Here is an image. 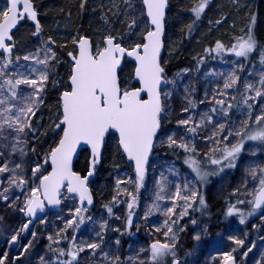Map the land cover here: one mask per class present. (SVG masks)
<instances>
[{
  "label": "rangeland",
  "instance_id": "1",
  "mask_svg": "<svg viewBox=\"0 0 264 264\" xmlns=\"http://www.w3.org/2000/svg\"><path fill=\"white\" fill-rule=\"evenodd\" d=\"M6 9L7 4L0 1V11ZM48 49L51 48L37 49L27 56L43 59ZM51 53H54L52 49ZM51 53L48 54L51 56ZM217 54L200 64L190 63L164 76L166 81L172 83H162L164 113L154 152L146 170V178L139 191H137L136 176L133 170L132 173L127 170L115 172L109 198L106 197V201L99 199L100 202L93 209L80 208L77 197L65 191L61 196L59 208L36 220L25 236L22 235L23 232H20L25 224L24 212L20 209L24 207L32 188L39 185L37 177L42 174L38 173L37 177L33 176L32 170L37 166V162L30 155L33 137L27 129V135L21 136V140L25 141L20 145L25 149L24 155H21L19 151L12 152V145L16 143L13 137L16 133L5 129L3 137H0V166L5 162H8L9 168L20 164L22 167L16 170V174L23 177L27 183L21 188L10 187L7 180L12 173L0 174V192L9 188V191L5 193L8 199L0 198V257L6 256L4 264H60V261L71 259L67 255L70 248L75 250V248L92 243L98 244L99 247L94 251L85 247L84 251L78 253L77 260L72 261V264H141V261L144 264H151L149 246L154 240L164 242L166 239L163 235L166 228H162L160 232H156L155 229L161 227L169 218L164 213L168 207L172 206L170 199L160 201L155 199L159 190L158 182L164 185L165 196L175 192L176 184L183 185L186 181L193 182L192 187L197 191L199 187L189 176L190 174L182 173L172 160L163 155L164 152L169 153L171 150L184 151L182 148L169 147L168 137L173 136L178 143L183 138L184 143H189L195 148V153L202 155V164L205 169L215 168L208 164L205 154L216 145L207 137L217 131V125L221 123L225 125V131L218 133L217 138L227 136L228 130H239L241 122L249 119V109L244 103V98L255 96V91L246 92L245 84L251 83L256 87H262L259 83L260 75L264 72L261 56L255 57L254 51L248 55L247 59L234 58L232 55L217 57ZM16 58H7L10 63L9 67L4 69L6 73H16L18 66H22L20 72L25 75H29L33 67L47 71L44 65H37L32 59L25 61L23 57L19 60ZM2 61L3 57H0V68L3 67ZM230 74L238 77L237 84L232 88L224 89V81ZM38 77L39 72L31 74V78L38 79ZM2 79L0 78V83ZM125 79L128 81L127 76ZM18 91L26 95L33 89L21 85ZM165 92L170 95L164 97ZM7 94L5 89L4 95ZM217 100L224 101V108H227L229 104L234 105L228 109L227 116L219 110L221 106L216 103ZM247 103L252 105V117L249 119V124L254 127L255 116L259 115L261 109L264 108V97L249 99ZM213 108L217 111L213 112ZM205 114L212 116L211 124L207 123ZM189 117H191L189 125L179 123V121L188 120ZM202 118L205 119V123L196 129L195 134L187 130L189 127H196ZM237 139L238 137L232 135L218 146L223 147L225 144L231 146L237 142ZM253 167L257 170L264 167V144L258 141H245L236 167L225 168L223 172L215 175L205 184L207 194L213 203L221 200L235 202L230 205L225 203L226 217L216 221L217 225H223V230L213 232L212 235L209 231H204L201 226L192 223L190 209H188V215L180 219L178 224L173 225L177 233L175 258L181 264H224L228 254L236 260L237 264H264V209L248 215L252 212L251 204L248 202L253 199V194L259 184V179H254L249 174ZM259 175L257 171V177ZM200 186L204 190V185ZM132 196H136V201L134 207L129 209L128 204L132 201ZM238 201H243V203H238ZM154 204H159V209H156ZM232 205H235L239 213L244 215L243 224L240 223L239 214L231 216L226 214ZM150 207L152 211L149 213ZM77 208L82 209L79 214H76ZM109 208L112 210L111 213L108 211ZM129 212H131V223H129ZM178 212L179 209H177ZM81 217H83V223H79L77 227L76 223ZM69 220H74V223L64 230ZM101 225H104L103 229ZM67 233L71 235L68 244L63 239ZM17 234L15 245L9 243L11 237ZM197 235L200 237L199 240L194 239ZM49 237H52V240H49ZM236 240L243 241V243L237 244ZM186 244L188 245L187 251ZM61 249L67 258L65 255L60 256L59 250ZM172 260L171 255L165 256L162 264H172Z\"/></svg>",
  "mask_w": 264,
  "mask_h": 264
},
{
  "label": "snow or ice",
  "instance_id": "2",
  "mask_svg": "<svg viewBox=\"0 0 264 264\" xmlns=\"http://www.w3.org/2000/svg\"><path fill=\"white\" fill-rule=\"evenodd\" d=\"M128 2L129 0H125L126 4ZM8 3L7 9L0 11V50L5 54L2 61L3 67L0 68V78H3L2 83H0V137H3L5 129L12 130V132L16 133L13 137L16 143L12 145V152L19 151L21 155H24L25 149L20 147V145L24 144L25 141L21 140V136L27 135V132L36 131L32 127L31 120L42 103V91L49 76L46 70L35 67L30 69L29 75L20 72V67L22 66H18L16 73L13 74H8L4 71V69L9 67L10 61L7 57L12 50V46L7 41L12 40V29L17 26L19 21L27 18L36 22V32L33 35L41 31V25L37 20V12L31 0H8ZM208 3L209 0H199L191 9L196 19L200 18ZM143 4L147 10L150 24L154 27L147 31L144 36V42L137 44L131 50L121 47V44L116 42V38L112 36L106 37L104 46L102 48L98 46L95 53L91 51L88 39L81 37L78 41H73V43L78 44L79 50L78 54L69 53L73 60L69 78L71 90H66L61 95L59 123L55 125L57 129L62 128L63 134L57 146L51 150L45 161L50 160L52 171L47 175L37 177L42 165L37 164L32 170L33 176L39 178L40 183L37 187L32 188L30 196L25 200L24 207L20 209L26 216H34L37 210H43V200H46L49 204H59L60 201L56 197L61 186L65 185V183L69 193L79 194L81 201L87 200L89 204L92 202L86 181L88 177L93 175V169L100 159L105 134L110 129H114L119 133L120 148L130 160L135 161L136 187L137 191H139L144 179L145 164L153 147V139L161 127L162 114L164 113L160 90L161 84L162 82L172 83L165 80L164 68L159 61L162 47L161 35L164 31V10L167 0H143ZM20 5H22V10L18 8ZM83 6V3H81V8ZM255 23L256 17L253 15L248 25L246 37H237V43L232 48L227 49V51L233 52L237 57L247 59L248 55L258 47V42L253 32ZM134 25L135 20L132 21L129 27L131 28ZM191 27V24L188 25L189 29ZM214 51H225L224 45L218 41ZM48 53H51V49L47 50L43 59L33 56H25L23 59L25 61L32 59L35 64L44 65L46 69L48 60L55 56L54 53H51V56ZM125 53L127 56L135 58V78L139 81L140 87L134 90L125 89L122 91L117 81V68L121 63V57ZM16 59L19 60L20 57ZM261 63L264 64V50H262L261 54ZM36 72H39L38 79L31 78V74ZM237 80L238 77L236 75L230 74L224 81V89L234 87L237 84ZM259 83L262 87H256L251 83L245 84L246 92L255 91L254 97L246 96L244 98V103L249 109V119L252 117V105L248 104L247 101L249 99L255 100L256 97H264V72L260 75ZM21 85L31 87L33 91L26 95L21 94L18 91ZM53 86H55V81ZM5 89L7 90V95H4ZM142 93L147 94V99L142 97ZM220 94L224 95V93ZM169 95L170 93L168 92L163 93L164 97ZM189 103L191 104V101ZM216 103L221 106L219 110L225 116L228 115V109L234 107V105L229 104L227 108H224L223 100H217ZM212 111L216 112L217 109L213 108ZM205 117L207 123L211 124L213 122L211 115L205 114ZM249 119L241 122L239 130H228L227 136L219 138H217L218 133L225 131V125L223 123L218 124L217 131L207 137V139L213 140L216 145L205 154L208 164L215 166V168L207 170L202 162L195 158V155L186 156L184 162L194 173L196 182L204 185L208 182L210 176L219 175L225 168H235L245 141H258L264 144V108L261 109L259 115L255 116L254 127L249 124ZM190 122L191 117L188 120L179 121L182 125H189ZM204 123L205 119L202 118L196 127H189L187 130L195 134L196 129ZM232 135L238 137L235 144H231V146L225 144L223 147L218 146ZM81 143L90 146L92 154L90 169L87 176L84 177L73 172L71 167L72 155ZM168 145L169 147L182 148L186 153L196 152L195 148L191 147L189 143L183 142V138L178 143L173 136H169ZM21 167L20 164H16L14 168H9L8 162L0 166V174L12 173L7 180L10 187L21 188L27 183L23 177L16 174V170L21 169ZM257 171L260 173L259 177H257ZM249 174L254 179H259L253 199L248 202L252 205V212H249L248 215H252L256 209L264 206V167L258 170L253 167L250 169ZM192 183L191 181H186L183 185L176 184L175 192L165 196L166 189L163 184L158 182L159 190L155 199L157 201L170 199L172 206L168 207L164 213L169 218L164 221L161 227L155 229L156 232H160L162 228H166L167 230L163 232L166 239L164 242L154 240L149 246L151 264H162L163 258L168 255L173 257L172 264H181L175 258L174 248L177 233L174 231L173 225L178 224L180 219L188 215V209L192 208L197 200L201 208L207 207L204 196L192 187ZM8 191L9 188H5L3 192H0V198L7 200L8 196L5 193ZM41 192L43 193V200L40 196ZM128 194L132 195L131 193ZM135 201L136 196H132V201L128 204L129 209L134 207ZM179 201L183 203H178ZM238 203H243V201H238ZM154 207L159 209V204H154ZM177 209H179L178 213ZM81 211L82 209L77 208L76 214ZM108 211L111 213V208ZM151 211L152 208L150 207L148 212L150 213ZM226 214L229 216L239 214L240 223L243 224L245 221L244 215L239 213V209L235 205L230 206ZM30 223L31 221L25 223L20 232L27 230ZM73 223L74 220H69L64 230H67V227L73 225ZM79 223H83V217L76 223L77 227ZM129 223H131V212H129ZM192 223L195 224L196 221L193 220ZM103 227L104 225H101L102 229ZM18 234L13 235L9 243L16 242ZM33 236H35V233H33ZM194 239L199 240V235L195 236ZM49 240H52V237H49ZM235 242L237 244L243 243L240 240ZM85 247L94 251L99 245L92 243L75 248V250L70 248L67 255L71 259L69 261H60V264H72V261L77 260L78 253L84 251ZM25 251H27V248H25ZM59 254L60 256L65 255L62 249L59 250ZM5 258L6 256L0 257V264H4ZM231 259V255L228 254L226 261ZM141 264H144V262L141 261Z\"/></svg>",
  "mask_w": 264,
  "mask_h": 264
},
{
  "label": "trees",
  "instance_id": "3",
  "mask_svg": "<svg viewBox=\"0 0 264 264\" xmlns=\"http://www.w3.org/2000/svg\"><path fill=\"white\" fill-rule=\"evenodd\" d=\"M7 4V0H0ZM38 14L41 31L36 35V26L27 18L19 22L13 32V52L7 58L24 57L37 49L51 48L54 58L48 60L47 73L49 76L43 90L42 103L39 105L31 124L36 130L29 132L33 137L31 157L42 165L40 174L47 172L46 159L51 150L60 139L62 128L57 129L61 110L60 95L69 89V76L71 65L67 55L75 52L76 43L81 36H88L94 49L104 46V39L108 36L116 38L126 48H133L143 43L144 34L150 29L140 0H31ZM199 0H168V9L165 20L164 50L161 66L165 74L180 69L190 63H202L215 56L216 44L219 41L224 45L225 51L216 56L227 57L233 52L227 51L237 43V37L245 36L253 15L256 23L253 28L258 47L254 49L255 57H260L264 50V0H209L199 19L195 18L191 9ZM83 3V8H81ZM135 25L129 27L132 21ZM193 21H195L193 23ZM219 21V23H217ZM192 25L191 29L188 25ZM213 52L215 54H213ZM0 57H5L0 54ZM134 66L125 60L119 73L122 90L136 86L133 82ZM128 77V81L125 79ZM55 81V86L53 82ZM163 155L182 171L194 179L189 166L184 162L186 156L195 155L203 163L202 155L186 153L180 149L171 150ZM215 167V166H213ZM88 169V153L83 151L75 165V171L84 174ZM127 170L132 173V166L125 160L120 152L116 137L110 135L107 139L102 162L96 169V175L90 187L94 196V206L106 201L111 193L112 177L117 171ZM212 177V178H211ZM215 176H210L213 179ZM195 181V179H194ZM198 191L204 196L207 207L201 208L198 200L190 208L192 220L201 226L204 231L213 232L223 230V225L216 221L225 216V203H235L231 200H221L213 203L205 184ZM200 209V210H196ZM63 239L66 244L71 240L69 233ZM186 251L188 245L186 244ZM65 258H67L65 254Z\"/></svg>",
  "mask_w": 264,
  "mask_h": 264
},
{
  "label": "water",
  "instance_id": "4",
  "mask_svg": "<svg viewBox=\"0 0 264 264\" xmlns=\"http://www.w3.org/2000/svg\"><path fill=\"white\" fill-rule=\"evenodd\" d=\"M140 1H141L142 5H143V8H144V14H145V17L147 18L148 24H149L150 28L153 29L154 26H152V25L150 24L149 18H148V16H147V10H146V8H145V6H144V4H143V0H140ZM32 4H33V3H32ZM7 6H9L8 0H7ZM33 7H34V5H33ZM18 8H19V10H22V5L18 6ZM167 9H168V0H167V5H166L165 10H164V12H165V17H164V31H163V33H162V35H161L162 47H161V50H160V56H159L160 64H161V57H162V53H163V49H164V39H165V19H166V12H167ZM28 20H29L32 24H34V25L36 26V22H34V21L30 20V19H28ZM37 20H38V16H37ZM18 24H19V23H18ZM18 24H17V26H18ZM17 26H16L14 29H12V33L15 31V29L17 28ZM151 29H150V30H151ZM12 33H11V34H12ZM145 35H146V34H145ZM145 35H144V36H145ZM82 37H83V38H86V39L89 40V43H90V46H91V51H92L93 53H95V52H94V49H93V45H92V41H91V39H90L89 37H87V36H82ZM143 42H144V41H143ZM7 43L10 44V45L12 46V40H11V41H7ZM121 47H123V46L121 45ZM124 48H125L126 50H131V49H128V48H126V47H124ZM78 50H79V49H78V44H76V53H75V54H78ZM0 52H2V50H0ZM11 52H12V50H11ZM10 54H11V53H10ZM8 55H9V54H8ZM68 59H69V62H70V64H71V71H72L73 60H72V58H71L69 55H68ZM125 60L130 61V62L133 63V65H134L133 81H134V83L136 84V87L130 89V90H134L135 88H139V87H140V83H139V81L135 78V67H136V61H135V58H134V57L127 56L126 53L121 57V63H120V65H119L118 68H117V81H118V84H119V73H120V71H121V69H122V67H123V65H124V61H125ZM70 75H71V73H70ZM164 75H165V70H164ZM69 78H70V77H69ZM162 83H163V82H162ZM69 85H70V79H69ZM161 85H162V84H161ZM119 86H120V84H119ZM120 88H121V87H120ZM70 90H71V85H70L69 91H70ZM160 90H161V88H160ZM61 95H62V94H61ZM142 97H143L144 99H147V94H146V93H142ZM60 103H61V96H60ZM158 133H159V130H158V132H157V135H156V136L154 137V139H153V147H152V149H151V151H150V153H149V156H148L147 162H146V164H145V173H146V168H147L148 165H149V161H150L151 155H152V153H153V149H154V145H155V142H156V138H157V136H158ZM62 134H63V132L61 133V136H62ZM111 134H112V135H115L116 140H117V144H118V148H119L120 152L122 153V155L124 156V158L127 160V162L130 163V164L132 165V168H133L134 174H135V176H136V165H135V161L130 160V159L128 158L127 154H126V153L120 148V146H119V133L116 132L114 129H110V130L105 134V138H104V141H103V143H102V148H101V154H100L99 162L95 165V167H94V169H93V175L90 176V177H88V179H87V181H86V186H87V188H88V192H89V194L91 195L92 202L89 204L87 200L81 201V199H80V197H79V194H77V193H69L68 190H67L66 183H65V185H62V186H61L60 191H59V193L57 194V197H56V198H57L58 200H60V198H61L63 192H64V191H67L69 194H71V195H75V196L78 198V202H79V206H80V208H84V207H86V208H88V209H92V208L94 207V196H93V194H92V190H91V188H90V184H91L92 180L95 178V174H96L95 170H96L97 168H99V166L101 165L102 157H103V153H104V148H105V144H106V140H107L108 136L111 135ZM59 140H60V139H59ZM58 142H59V141H58ZM57 144H58V143H57ZM56 146H57V145H56ZM56 146H55V147H56ZM83 151H86V152L88 153V169H87V172H86V173L81 174V173L75 171V165H76L77 160L79 159L80 154H81ZM91 159H92V154H91V148H90V146L85 145V144H83V143L79 144V145L77 146L76 151H75V152L73 153V155H72V163H71V167H72L73 172L79 174L81 177L87 176L88 171H89V169H90V162H91ZM51 171H52L51 162H50V160H48V171H47V173H46L45 175H47V174L50 173ZM145 173H144V178H145ZM143 180H144V179H143ZM39 183H40V182H39ZM40 196H41V199L43 200V193H42V192L40 193ZM43 205H44L43 210H37L34 216H26V215L24 214L23 218H24V220L26 221V223L29 222V221H31V223L29 224V228L23 232V236L27 235L28 230H30V229L32 228V226L34 225V223L36 222V220H38V219H40L41 217L45 216V215L47 214V212H53V211H55V210L59 207L60 203H59V204H49L46 200H43ZM251 207H252V206H251ZM261 209H264V206H262L261 208L256 209V210H261ZM15 243H16V242H14L13 245H15ZM224 264H236V260H235L234 258H232L230 261H225Z\"/></svg>",
  "mask_w": 264,
  "mask_h": 264
}]
</instances>
